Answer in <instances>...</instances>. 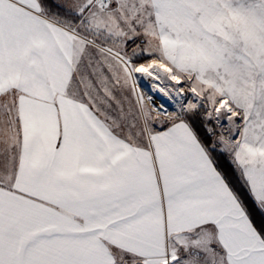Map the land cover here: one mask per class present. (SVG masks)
<instances>
[{
    "label": "snow or ice",
    "instance_id": "snow-or-ice-1",
    "mask_svg": "<svg viewBox=\"0 0 264 264\" xmlns=\"http://www.w3.org/2000/svg\"><path fill=\"white\" fill-rule=\"evenodd\" d=\"M0 264H264V0H0Z\"/></svg>",
    "mask_w": 264,
    "mask_h": 264
}]
</instances>
